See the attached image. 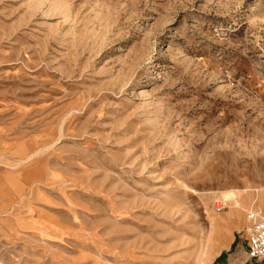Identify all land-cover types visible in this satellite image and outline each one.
I'll return each mask as SVG.
<instances>
[{
	"label": "rangeland",
	"instance_id": "rangeland-1",
	"mask_svg": "<svg viewBox=\"0 0 264 264\" xmlns=\"http://www.w3.org/2000/svg\"><path fill=\"white\" fill-rule=\"evenodd\" d=\"M250 210L264 0H0V264H231Z\"/></svg>",
	"mask_w": 264,
	"mask_h": 264
},
{
	"label": "built area",
	"instance_id": "built-area-1",
	"mask_svg": "<svg viewBox=\"0 0 264 264\" xmlns=\"http://www.w3.org/2000/svg\"><path fill=\"white\" fill-rule=\"evenodd\" d=\"M218 210L221 204H215ZM238 237L244 239L246 261L264 260V214L250 210L247 223L243 226Z\"/></svg>",
	"mask_w": 264,
	"mask_h": 264
},
{
	"label": "crops",
	"instance_id": "crops-1",
	"mask_svg": "<svg viewBox=\"0 0 264 264\" xmlns=\"http://www.w3.org/2000/svg\"><path fill=\"white\" fill-rule=\"evenodd\" d=\"M236 241L237 247L235 248V255L237 259L233 260L231 264H264V260H254V261H247L246 260V255H245V247H244V239L242 237H236L234 236V241Z\"/></svg>",
	"mask_w": 264,
	"mask_h": 264
},
{
	"label": "bare ground",
	"instance_id": "bare-ground-1",
	"mask_svg": "<svg viewBox=\"0 0 264 264\" xmlns=\"http://www.w3.org/2000/svg\"><path fill=\"white\" fill-rule=\"evenodd\" d=\"M224 197H226V198H233L234 206H235V207H240V204H239V202H237L234 193H225V194H224ZM230 214L232 215V212H231Z\"/></svg>",
	"mask_w": 264,
	"mask_h": 264
}]
</instances>
